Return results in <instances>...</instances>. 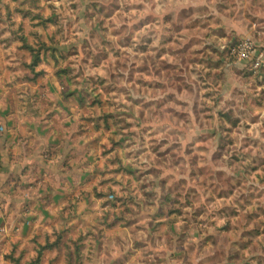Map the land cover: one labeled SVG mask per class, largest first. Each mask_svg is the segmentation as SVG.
I'll return each mask as SVG.
<instances>
[{"label":"rangeland","instance_id":"obj_1","mask_svg":"<svg viewBox=\"0 0 264 264\" xmlns=\"http://www.w3.org/2000/svg\"><path fill=\"white\" fill-rule=\"evenodd\" d=\"M8 8L19 10L9 17L18 29L42 30H32L33 48L16 33L25 54L16 65L1 59L0 84L17 77L31 123L42 116L80 131L64 174L49 167L37 180L47 226L17 241L11 264H119L112 255L123 247L105 245L110 223L115 233H176L168 248L178 264H264V0ZM245 41L249 61L238 56Z\"/></svg>","mask_w":264,"mask_h":264},{"label":"crops","instance_id":"obj_2","mask_svg":"<svg viewBox=\"0 0 264 264\" xmlns=\"http://www.w3.org/2000/svg\"><path fill=\"white\" fill-rule=\"evenodd\" d=\"M9 1L1 0L0 3V61L2 59L5 64L16 65L23 60L27 46L21 43L16 33L19 31L18 34H21L20 31H24V41L28 37L26 43L34 47V40H38L31 38L32 32H41L42 26H40L41 30L39 26L33 27L35 29L29 27L30 29L27 30L26 25L24 27L22 25L21 30L18 29L21 23L16 24L14 21L16 18L10 21L9 17H13L14 12L19 10L8 8ZM12 3L15 4V2ZM33 10L26 7L24 14L28 13L32 16ZM40 39L46 40L43 37ZM17 80V77L14 78V82L7 87L0 84V117L6 125L5 136L1 143L0 160V264H11L10 258L6 255L12 253L18 240L26 241L34 236L35 232L40 233L47 226H45L46 211L48 212L51 207L47 209V202L43 201L40 195H36L35 192H43L41 187L46 186L42 185L43 180H37L42 177L41 175H48L49 167L56 168L54 173H59V164L65 161L67 155H71L80 148L75 144V138L80 135L75 123L57 125L56 121H49L42 116L34 123L28 121L25 111L23 112L16 101L17 92L22 90L16 83ZM7 101H9L8 104ZM32 144L38 147L31 149ZM50 148L56 151L49 150ZM47 151H51V154H47ZM79 173L81 172L76 170L74 175L79 176ZM60 174H64L62 170ZM47 189H49L48 186ZM38 201L40 205H35L34 203ZM82 203L83 201H78L76 205ZM139 205L150 206V203L143 200ZM147 220L152 218L134 217L132 224L138 225ZM72 222L70 224L75 223L74 220ZM116 227L110 223L105 230L107 232L106 246L108 243L110 245L111 241H117L123 247L118 253L113 254V257L111 256L112 261L119 264H178L177 260L173 261L174 258H171L172 251L168 248V241L175 238L176 233H167L163 236L154 228L140 231L139 227L126 226L124 227L126 231L115 233L113 229ZM98 253L99 251H96L97 256ZM179 254L182 255V251ZM180 262L182 264V261Z\"/></svg>","mask_w":264,"mask_h":264},{"label":"built area","instance_id":"obj_3","mask_svg":"<svg viewBox=\"0 0 264 264\" xmlns=\"http://www.w3.org/2000/svg\"><path fill=\"white\" fill-rule=\"evenodd\" d=\"M238 56L241 60L249 61L253 57V45L250 41L243 42L238 49ZM6 132V125L3 118L0 117V160H1V143Z\"/></svg>","mask_w":264,"mask_h":264},{"label":"trees","instance_id":"obj_4","mask_svg":"<svg viewBox=\"0 0 264 264\" xmlns=\"http://www.w3.org/2000/svg\"><path fill=\"white\" fill-rule=\"evenodd\" d=\"M36 60H37V58H36ZM36 60L35 61H33L32 63H31V65L33 66V65H35V64H37L36 63ZM16 261V260H15ZM16 263L18 264V262L16 261Z\"/></svg>","mask_w":264,"mask_h":264}]
</instances>
